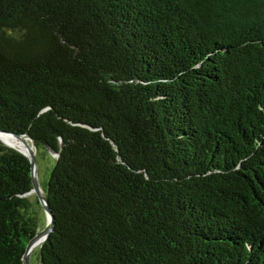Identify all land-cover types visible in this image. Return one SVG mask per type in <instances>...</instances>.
Returning a JSON list of instances; mask_svg holds the SVG:
<instances>
[{"label": "trees", "instance_id": "obj_1", "mask_svg": "<svg viewBox=\"0 0 264 264\" xmlns=\"http://www.w3.org/2000/svg\"><path fill=\"white\" fill-rule=\"evenodd\" d=\"M0 128L31 264H264V0H0ZM32 189L0 141V264Z\"/></svg>", "mask_w": 264, "mask_h": 264}, {"label": "water", "instance_id": "obj_2", "mask_svg": "<svg viewBox=\"0 0 264 264\" xmlns=\"http://www.w3.org/2000/svg\"><path fill=\"white\" fill-rule=\"evenodd\" d=\"M0 133L9 134V135H12V136H14L16 138H19L29 148V153L25 154V153L13 148V147L7 145L6 143H4L3 141L0 140L2 143L7 145L8 147L19 151L20 153H22L24 156H26L30 160V163H31V166H32V182H33V189L30 192V194L35 193L37 195V197L39 199V202H40L41 206L43 207V210H44L46 218H47V223H46L45 228L42 231H40L28 243V246H27V249H26V253H25L24 258H23V262H24V264H31L30 260H31L32 253L34 251V249L32 248L33 243L37 239H39L40 237H43V236H44L43 243L47 240L49 234L53 230L55 218H54L53 212L51 210V207L49 205V201H48V199H47V197L45 195V192L42 189L40 181H39V173H38V167H37V156H36V153L33 151V149L31 148V146L29 144V142H31L33 145H35V141L30 136L18 135V134H15V133L7 132V131L2 130L1 128H0Z\"/></svg>", "mask_w": 264, "mask_h": 264}, {"label": "rangeland", "instance_id": "obj_3", "mask_svg": "<svg viewBox=\"0 0 264 264\" xmlns=\"http://www.w3.org/2000/svg\"><path fill=\"white\" fill-rule=\"evenodd\" d=\"M18 139V138H17ZM19 144L27 147L20 139H19ZM7 144V143H6ZM30 146L33 148V150L36 153V156H38V160H37V167H38V173H39V181L41 184V187L45 185V183L48 181L49 178V174L52 168V159H54L56 157V154L53 153L50 150L47 149H37L36 145H33L31 142H29ZM8 145V144H7ZM10 146V145H9ZM12 147V146H11ZM14 148V147H13ZM16 149V148H15ZM43 189V188H42ZM37 197V195L35 193L31 194V198L35 199ZM38 198V197H37ZM41 217H42V221L40 223V228L42 231L47 223V218L45 215L44 210H41ZM40 246H38L32 253V257L34 258V255L36 253V250L39 248ZM35 260V258H34ZM36 263V260H35Z\"/></svg>", "mask_w": 264, "mask_h": 264}, {"label": "bare ground", "instance_id": "obj_4", "mask_svg": "<svg viewBox=\"0 0 264 264\" xmlns=\"http://www.w3.org/2000/svg\"><path fill=\"white\" fill-rule=\"evenodd\" d=\"M0 140L3 141L4 143H7L8 145L16 148L17 150L25 153V154H28L29 153V148L28 147H25V146L19 144V142H18L19 141V138L17 139L16 137H14L12 135L0 133ZM43 240H44V236L43 237H40L39 239H37L33 243L32 248L35 250L38 246H40L43 243Z\"/></svg>", "mask_w": 264, "mask_h": 264}]
</instances>
